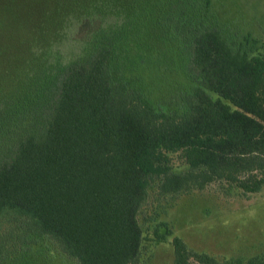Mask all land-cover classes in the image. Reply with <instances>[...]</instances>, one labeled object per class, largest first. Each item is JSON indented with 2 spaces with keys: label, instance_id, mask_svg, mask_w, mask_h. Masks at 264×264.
Segmentation results:
<instances>
[{
  "label": "trees",
  "instance_id": "obj_1",
  "mask_svg": "<svg viewBox=\"0 0 264 264\" xmlns=\"http://www.w3.org/2000/svg\"><path fill=\"white\" fill-rule=\"evenodd\" d=\"M22 5L33 37L0 71V264L40 240L140 264L173 235L151 199L264 189V44L230 36L212 0ZM171 244L175 264H264Z\"/></svg>",
  "mask_w": 264,
  "mask_h": 264
},
{
  "label": "rangeland",
  "instance_id": "obj_2",
  "mask_svg": "<svg viewBox=\"0 0 264 264\" xmlns=\"http://www.w3.org/2000/svg\"><path fill=\"white\" fill-rule=\"evenodd\" d=\"M22 4L24 0H0L2 73L12 71L18 60L25 57L24 45L33 37L25 24ZM211 11L230 36L264 44V0H212ZM178 77L172 75L173 79ZM151 204L173 235L165 243L149 242L140 264H175L171 244L174 236L181 237L191 249L218 258L264 252V189L244 195L240 191L227 192L214 184L180 194L174 201L151 199ZM152 210L150 207L149 212ZM26 250L7 264H77L45 240Z\"/></svg>",
  "mask_w": 264,
  "mask_h": 264
}]
</instances>
